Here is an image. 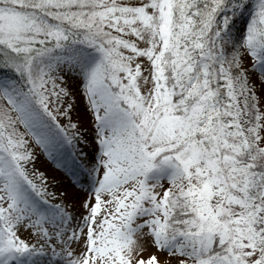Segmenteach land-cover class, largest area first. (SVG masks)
I'll return each instance as SVG.
<instances>
[{"label": "snow or ice", "instance_id": "snow-or-ice-1", "mask_svg": "<svg viewBox=\"0 0 264 264\" xmlns=\"http://www.w3.org/2000/svg\"><path fill=\"white\" fill-rule=\"evenodd\" d=\"M262 108L264 0H0V264H264Z\"/></svg>", "mask_w": 264, "mask_h": 264}, {"label": "rangeland", "instance_id": "rangeland-1", "mask_svg": "<svg viewBox=\"0 0 264 264\" xmlns=\"http://www.w3.org/2000/svg\"><path fill=\"white\" fill-rule=\"evenodd\" d=\"M245 64L242 66H247L251 63V57L247 53H244ZM69 88H74V84L69 82ZM264 111V108L261 109ZM73 118L81 121V129L84 134L91 138V127H90V117H86L83 111V105L79 103V98L77 99V108L73 112ZM33 148L34 160L31 162V168L33 170H38L43 173L44 176L48 178V186L50 191H55L56 189L63 190V185L67 183L66 177H68V169L74 168V162L71 159L65 161L66 166L61 168L56 162L51 161V159L42 152L41 150L35 148L31 141L26 146ZM89 151L91 149L89 148ZM53 184L55 187H53ZM167 187V183H164ZM53 202H56V198H53ZM19 234L22 238L29 240L36 239V236L31 233V229L20 230ZM155 253L157 258V264H173L174 261L179 260L181 257L170 255L166 252L158 250L149 238H140L139 247L134 251L133 256L136 260L143 258L145 261L149 256Z\"/></svg>", "mask_w": 264, "mask_h": 264}, {"label": "trees", "instance_id": "trees-1", "mask_svg": "<svg viewBox=\"0 0 264 264\" xmlns=\"http://www.w3.org/2000/svg\"><path fill=\"white\" fill-rule=\"evenodd\" d=\"M245 23H246V19H245ZM236 27H237V28H240V27H241L240 22L237 23Z\"/></svg>", "mask_w": 264, "mask_h": 264}]
</instances>
